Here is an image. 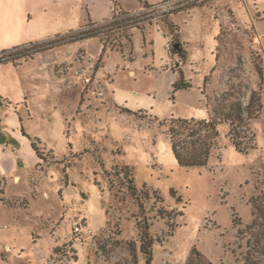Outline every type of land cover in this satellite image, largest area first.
I'll return each mask as SVG.
<instances>
[{"label": "rangeland", "instance_id": "rangeland-1", "mask_svg": "<svg viewBox=\"0 0 264 264\" xmlns=\"http://www.w3.org/2000/svg\"><path fill=\"white\" fill-rule=\"evenodd\" d=\"M44 1L0 0V54H21V35L63 43L29 45L8 63L20 72H0V264H145L146 227L152 264H264V0L171 16L151 11L161 0ZM79 31L89 38L72 42ZM81 65L103 99L76 86ZM179 120H212L217 134ZM172 136L208 151L207 166H179Z\"/></svg>", "mask_w": 264, "mask_h": 264}, {"label": "trees", "instance_id": "trees-1", "mask_svg": "<svg viewBox=\"0 0 264 264\" xmlns=\"http://www.w3.org/2000/svg\"><path fill=\"white\" fill-rule=\"evenodd\" d=\"M78 34L79 35H77V36L76 35L72 36L73 37V39L71 40L72 42L79 41L81 39L89 38L88 34L86 32L79 31ZM60 44H63V43L31 44L32 48H34L33 49L34 51L32 54L44 52V51L51 49V48H53L57 45H60ZM17 50H20L21 54L11 56L13 53L10 52L11 54L9 53V55H8L9 51L1 53L0 54V65H6L10 61L13 62V61L18 60L22 57H28L29 56V53H28L29 51L27 49V46L18 47ZM190 87L191 86L188 83H182L181 85H178L177 88L188 89ZM238 119L241 120L240 118H238ZM190 124H196L197 126L199 125V126H202L203 128H208V129L212 130L215 134H217V124L215 122H213L212 120L211 121L210 120L209 121L204 120V121H199V122H196L194 120H192V121L179 120V121H172L170 123L171 126L179 125V127H181V126L186 127V126H189ZM31 144H32V148L36 152L37 156L40 159H43L41 153L39 152L37 141L32 140ZM171 144H172V150H173L174 156H175L176 160L178 161L179 166L186 167V168L207 166L208 161H209V156H210L208 151H206L204 153H199V152H197L198 149H192V151L189 152L188 149H186L184 145H182V147H181L180 144L174 140L173 136H172ZM236 148H238L237 145H236ZM116 172H117L116 173L117 176H120V175L124 176V180H123L124 183L123 184L125 185L126 189L130 192L131 195L136 196L137 189H136V186L133 182V179L130 177L128 168H122L121 171H116ZM153 245H154V241L150 237V235L148 233V228L146 227L142 232L141 247H140V251L145 258V264H152L153 263V252H152Z\"/></svg>", "mask_w": 264, "mask_h": 264}, {"label": "built area", "instance_id": "built-area-1", "mask_svg": "<svg viewBox=\"0 0 264 264\" xmlns=\"http://www.w3.org/2000/svg\"><path fill=\"white\" fill-rule=\"evenodd\" d=\"M200 1L201 0H183V1L182 0H161L158 4L152 7L151 11L156 12V13H161L164 16H171L173 13L182 11L188 6H191L192 4L198 3ZM122 16L123 15H120V16L118 15L116 19L115 17H113L111 20L106 21V23L111 24L115 21L121 20L123 18ZM130 16H131L130 14L127 15V17H130ZM53 42L54 41L47 42V43L53 44ZM175 47L176 45L174 46V41L169 38L167 46H166V50L168 51L170 55H172V53L176 49ZM171 67L174 68V66L170 64V68ZM73 78H74L76 86L79 87L82 90V92L88 95L89 97H95L99 99H103L105 97L106 91L103 87L102 82L97 78V74L93 66L81 65L75 70ZM74 232L77 234H81L82 232L91 234V231L87 229L84 230V228L79 224L75 225Z\"/></svg>", "mask_w": 264, "mask_h": 264}, {"label": "crops", "instance_id": "crops-1", "mask_svg": "<svg viewBox=\"0 0 264 264\" xmlns=\"http://www.w3.org/2000/svg\"><path fill=\"white\" fill-rule=\"evenodd\" d=\"M119 1V0H118ZM141 1V5L140 6H142L144 3L146 4V2H149V1H147V0H140ZM44 6V8H49V7H53L54 5H56V0H46V1H44V4H43ZM141 8V7H140ZM106 20V19H105ZM104 20V21H105ZM83 27V26H82ZM49 28L50 27H48V26H46L45 28H39V29H37V33H43L44 34V32L45 33H47L48 32V30H49ZM84 28V27H83ZM83 28H80V30L81 29H83ZM29 34V33H28ZM20 36V35H19ZM26 36V35H25ZM42 37V36H41ZM27 40H24V38H23V36L21 35V37H19V40H17V42H14L13 44H12V46L11 47H15V48H17V47H23V46H28V45H31V44H27V42H26ZM29 41H32L31 39L29 40ZM11 67L14 71H16V72H20V69L23 67H20V66H14V65H11V64H6V65H0V72H1V70H2V68H4V67ZM133 74V71L131 72V75ZM7 88H10L11 89V87H15V88H17L18 89V94L20 93V94H23L24 92H25V95H26V90L25 89H21V87H25L24 86V83L22 84V82L20 81L19 82V80H15V81H13L12 82V80L11 81H9L8 83H7ZM17 89H16V91H17ZM19 89H21L20 91H19ZM8 94H3L2 92H1V90H0V99L1 100H6V101H8ZM19 178H16V180H18ZM7 247H10V246H7Z\"/></svg>", "mask_w": 264, "mask_h": 264}, {"label": "water", "instance_id": "water-1", "mask_svg": "<svg viewBox=\"0 0 264 264\" xmlns=\"http://www.w3.org/2000/svg\"><path fill=\"white\" fill-rule=\"evenodd\" d=\"M176 49L178 48V46L175 47Z\"/></svg>", "mask_w": 264, "mask_h": 264}]
</instances>
